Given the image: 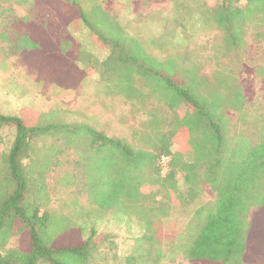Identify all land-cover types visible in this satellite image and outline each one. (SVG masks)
Segmentation results:
<instances>
[{
	"label": "rangeland",
	"instance_id": "374dc122",
	"mask_svg": "<svg viewBox=\"0 0 264 264\" xmlns=\"http://www.w3.org/2000/svg\"><path fill=\"white\" fill-rule=\"evenodd\" d=\"M64 1L82 16L74 10L71 14L78 18L74 16L76 20L68 23L71 14L65 10ZM49 3L0 0V112L26 117L30 122L41 116L40 125H67L72 132L67 138L71 144L63 143L65 134H55L42 137L35 149L39 170L48 168L43 185L49 204L42 213L56 217L53 232L67 224L81 228L84 237L96 231L93 264H126L127 258L138 255L140 264H188L180 256L174 261L167 257L159 261L155 256L141 258L145 248L140 240L146 225L143 212L126 216L92 201L83 165H88L89 176L95 167L98 177L105 173V181H100L101 191L107 194L111 190L106 185L109 168L116 167L120 160L109 159L101 141L89 149L83 140V127L124 141L137 157H147L163 123H174L176 115L182 118L187 114L182 101L176 100L169 89L167 78L185 82L183 76L189 66L195 68L196 77L190 80L199 92L213 94L210 86L218 83L220 69L223 76L229 74L236 80V87H241L249 112L262 115L264 78L258 76V70L264 67V41L247 28L241 46L228 50L214 18L221 0ZM227 114L233 124L231 135L242 134L252 143L258 140V120L250 117L243 123L235 111L228 110ZM13 140L12 131L0 133V184L3 158ZM186 148V140L174 143L175 151ZM170 161L165 157L159 162L162 177L168 173ZM144 176L152 174L145 168ZM177 179L179 188L185 190L184 176L177 174ZM118 185L117 181L112 187ZM158 189L155 185L143 189L153 196L144 201L146 216L152 220L150 234H156L161 242L151 244L150 253L160 247L168 255L170 237L184 231L194 209L213 201L214 193L206 186L194 204L177 206L179 200L170 202ZM69 241L80 243L77 239ZM63 243L57 241L56 246ZM257 261L252 264H264V258Z\"/></svg>",
	"mask_w": 264,
	"mask_h": 264
},
{
	"label": "trees",
	"instance_id": "16d2710c",
	"mask_svg": "<svg viewBox=\"0 0 264 264\" xmlns=\"http://www.w3.org/2000/svg\"><path fill=\"white\" fill-rule=\"evenodd\" d=\"M59 1L50 0L49 4ZM64 2L68 13L77 12L76 7ZM77 15L82 16V12L78 10ZM77 15L71 14L68 23L75 21L73 17L78 18ZM214 18L224 33L228 50L241 46L247 28H252L255 37L264 41V0H221L214 9ZM193 70L194 67H188L183 76L185 82L167 78L169 89L176 100L182 101L187 114L182 118L176 115L174 123L166 120V125L160 124L163 130L157 131L154 148L147 157H137L124 141L83 127V140L89 149L101 141L108 158L120 160L116 167L109 168L106 185L111 190L107 194L101 191L100 181H105V173L98 177L95 167L89 176L88 165H83L88 192L102 209L126 216L143 212L142 220L146 222L140 238L145 246L140 255L143 259L155 256L158 261L166 257L174 261L180 256L188 264L259 262L257 259L264 258V114L254 116L249 112L241 87H236V80L229 74L223 76L219 69L218 83L210 86L213 94L207 95L199 92L190 80L196 77ZM258 76L264 78V67L258 70ZM228 110L235 111L243 123L250 117L260 122L256 142L242 134L231 135L233 124ZM40 121L41 116L30 122L26 117L0 112V133L5 129L14 133L12 147L1 167L4 177L0 184V264H93L97 232L91 230L84 237L81 228L69 224L53 232L56 217L42 213L49 204L43 185L48 168L39 170L41 164L37 163L35 149L42 137L55 134H65L63 143L71 144L67 138L72 132L70 126H43ZM180 139L186 140L189 148L175 151L174 143ZM165 157L171 161L168 173L162 177L159 162ZM143 160L146 161L141 164ZM145 168L152 176H144ZM177 174L184 176L185 190L179 188ZM117 181L118 187H112ZM152 185L159 186L158 190L170 202L179 200L177 206L194 204L206 186L214 193L213 201L194 209L186 229L170 237L168 255L160 247L150 253L151 244L161 243L156 234H150L152 220L146 216L144 205L152 192L143 189ZM71 239L80 243H71ZM57 241H63L64 245L56 246ZM126 264H140L139 255L127 258Z\"/></svg>",
	"mask_w": 264,
	"mask_h": 264
}]
</instances>
